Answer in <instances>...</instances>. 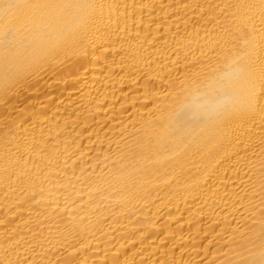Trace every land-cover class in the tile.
I'll use <instances>...</instances> for the list:
<instances>
[{"label":"bare ground","instance_id":"obj_1","mask_svg":"<svg viewBox=\"0 0 264 264\" xmlns=\"http://www.w3.org/2000/svg\"><path fill=\"white\" fill-rule=\"evenodd\" d=\"M0 264H264V0H0Z\"/></svg>","mask_w":264,"mask_h":264}]
</instances>
